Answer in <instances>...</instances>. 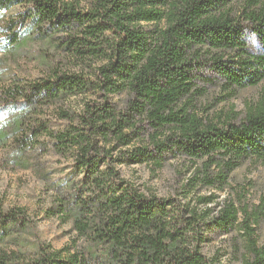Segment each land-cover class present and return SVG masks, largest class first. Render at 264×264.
Segmentation results:
<instances>
[{
    "label": "trees",
    "instance_id": "1",
    "mask_svg": "<svg viewBox=\"0 0 264 264\" xmlns=\"http://www.w3.org/2000/svg\"><path fill=\"white\" fill-rule=\"evenodd\" d=\"M13 5L55 56L44 55L46 76L5 87V101L20 106L7 128L25 146L44 137L71 157L78 176L57 210L85 246L40 242L28 262L0 248V264H216L202 250L207 232L235 225L242 264H264L256 217L238 222L233 205L210 217L187 195L146 193L117 169L161 166L170 153L201 162L183 185L193 188L224 184L245 160L264 162V100L216 115L196 105L205 86L235 91L264 79V0H0V10ZM30 224L24 209L0 203L1 239Z\"/></svg>",
    "mask_w": 264,
    "mask_h": 264
},
{
    "label": "rangeland",
    "instance_id": "2",
    "mask_svg": "<svg viewBox=\"0 0 264 264\" xmlns=\"http://www.w3.org/2000/svg\"><path fill=\"white\" fill-rule=\"evenodd\" d=\"M24 10L23 5L0 10V203L6 209H24L31 224L20 233L0 238V248L8 253L14 251L24 254L28 262L36 255L37 244L40 242L48 244L52 249L66 251L75 243L84 245V242L78 237L71 222L57 210V200L68 193L70 184L78 176L71 157H60L53 153L50 143L44 137L25 146L21 142L24 135L20 136L7 128L20 106L5 101V87L46 76L49 64L44 55L55 56L52 46L29 33L31 26L21 15ZM15 36L21 41L19 46L11 42ZM205 87V95L196 103L199 114L216 115L232 107L242 113L249 106L264 100V79L255 86L235 91H228L220 85ZM80 101L75 99L73 107L79 108ZM113 101L118 99L114 98ZM62 124L56 118L51 122L54 130ZM162 163L161 166L154 165L152 161L121 163L117 164V169L125 179L146 193L180 198H183L182 194L187 195L183 201L191 198L192 204L200 210L209 209L210 217L219 216L227 205H233L238 213V222L246 214L256 217L249 224L254 228V237L258 243H264L263 161H243L229 173L224 184L206 186L197 181V185L191 186L193 188H183V185L201 166L200 161H190L168 153ZM199 197H204L205 201L199 202ZM207 235L209 240L204 243L202 250L207 256L215 257L216 264H242L246 251L238 225L232 226L228 232L213 228Z\"/></svg>",
    "mask_w": 264,
    "mask_h": 264
}]
</instances>
